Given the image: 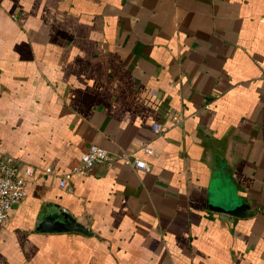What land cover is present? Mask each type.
I'll list each match as a JSON object with an SVG mask.
<instances>
[{"label": "crops", "instance_id": "crops-1", "mask_svg": "<svg viewBox=\"0 0 264 264\" xmlns=\"http://www.w3.org/2000/svg\"><path fill=\"white\" fill-rule=\"evenodd\" d=\"M263 73L264 0H0V153L111 154L28 179L0 264H264ZM56 209L88 232L36 230Z\"/></svg>", "mask_w": 264, "mask_h": 264}, {"label": "built area", "instance_id": "built-area-1", "mask_svg": "<svg viewBox=\"0 0 264 264\" xmlns=\"http://www.w3.org/2000/svg\"><path fill=\"white\" fill-rule=\"evenodd\" d=\"M264 78V73H263ZM172 122L178 121V116L167 112ZM154 131H158V123L151 125ZM119 156L125 163L140 169H147L148 165L144 160L131 153L122 151ZM111 159V154L102 146L89 143L86 148L78 155L76 162L72 164L65 173H58L49 166L24 163L16 158L0 153V226L3 225L11 209L25 195V184L32 176L51 175L58 178V185L64 187L70 175L80 176L89 171L94 165H101Z\"/></svg>", "mask_w": 264, "mask_h": 264}, {"label": "water", "instance_id": "water-1", "mask_svg": "<svg viewBox=\"0 0 264 264\" xmlns=\"http://www.w3.org/2000/svg\"><path fill=\"white\" fill-rule=\"evenodd\" d=\"M216 209L226 211L235 215H242L247 204L244 202H233L229 197L224 203L214 205ZM37 221L36 230H53V231H78L86 234V227L76 221L75 217L65 210H52L42 213Z\"/></svg>", "mask_w": 264, "mask_h": 264}, {"label": "rangeland", "instance_id": "rangeland-1", "mask_svg": "<svg viewBox=\"0 0 264 264\" xmlns=\"http://www.w3.org/2000/svg\"><path fill=\"white\" fill-rule=\"evenodd\" d=\"M224 203V202H223Z\"/></svg>", "mask_w": 264, "mask_h": 264}]
</instances>
